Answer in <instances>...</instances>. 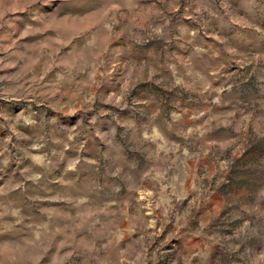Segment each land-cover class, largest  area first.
<instances>
[{
	"label": "rangeland",
	"instance_id": "1",
	"mask_svg": "<svg viewBox=\"0 0 264 264\" xmlns=\"http://www.w3.org/2000/svg\"><path fill=\"white\" fill-rule=\"evenodd\" d=\"M0 264H264V0H0Z\"/></svg>",
	"mask_w": 264,
	"mask_h": 264
}]
</instances>
